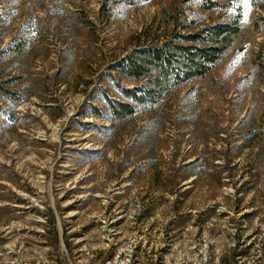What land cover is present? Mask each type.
I'll use <instances>...</instances> for the list:
<instances>
[{"label":"rangeland","instance_id":"rangeland-1","mask_svg":"<svg viewBox=\"0 0 264 264\" xmlns=\"http://www.w3.org/2000/svg\"><path fill=\"white\" fill-rule=\"evenodd\" d=\"M211 1L0 0V83L19 102L0 99V264H211L236 242L260 264L264 27L247 0ZM182 6L197 26L241 10L223 62L109 122L105 98L134 86L111 66Z\"/></svg>","mask_w":264,"mask_h":264},{"label":"trees","instance_id":"trees-1","mask_svg":"<svg viewBox=\"0 0 264 264\" xmlns=\"http://www.w3.org/2000/svg\"><path fill=\"white\" fill-rule=\"evenodd\" d=\"M129 1V0H126ZM259 11V20L264 27V0H247ZM216 3L201 0V11H212ZM183 6L166 12L163 24H151L136 37L135 48L111 69L133 83V88L122 89L118 100L105 98V105L111 123H118L132 117L138 111L152 109L162 103L165 97L176 88L201 80L219 66L241 32V10L230 14L228 21L210 25L194 24L188 18ZM161 21V22H162ZM89 23V22H86ZM26 45L14 43L8 52L20 55ZM264 56V44L260 48ZM8 83H0V99L17 105L16 92L7 89ZM100 116L98 109H93ZM217 177V176H215ZM217 181H220L217 178ZM253 243L241 247L236 242L211 264H245ZM260 264H264V244Z\"/></svg>","mask_w":264,"mask_h":264}]
</instances>
